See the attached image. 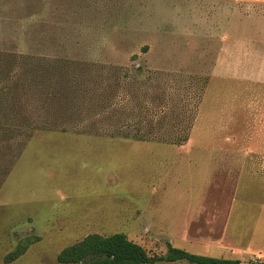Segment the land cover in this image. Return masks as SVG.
Wrapping results in <instances>:
<instances>
[{
	"label": "rangeland",
	"instance_id": "obj_1",
	"mask_svg": "<svg viewBox=\"0 0 264 264\" xmlns=\"http://www.w3.org/2000/svg\"><path fill=\"white\" fill-rule=\"evenodd\" d=\"M57 69L80 90L64 132L44 129ZM4 104L38 129L0 131V264L26 237L40 239L10 264L115 233L150 256L264 262L262 234L235 235L264 215V0H0ZM138 122L150 141L132 139Z\"/></svg>",
	"mask_w": 264,
	"mask_h": 264
},
{
	"label": "trees",
	"instance_id": "obj_2",
	"mask_svg": "<svg viewBox=\"0 0 264 264\" xmlns=\"http://www.w3.org/2000/svg\"><path fill=\"white\" fill-rule=\"evenodd\" d=\"M147 47H143L142 51L146 52ZM135 57V56H134ZM103 69L109 68L102 66ZM55 68L49 66V72H53ZM82 70L85 69H96L94 65L81 66ZM78 70V69H77ZM67 72L61 69H57L54 74V81H60L66 78ZM67 82L58 83V87L54 89L55 94L47 95L48 99L45 103L44 113L47 117V126L44 129H55L58 128L59 131L64 132L66 129L64 127H59V123L56 121L63 115V108L69 103L72 97H75L79 93V87L77 78L69 76ZM105 94V92H104ZM47 99V98H46ZM113 99V98H112ZM99 105L104 103L97 102ZM110 104H113L112 102ZM5 108L0 107V131H3V135H23L22 132L18 130L15 121L26 124L28 118L26 116L18 117L15 116L16 106L3 105ZM19 109V108H18ZM100 114V112H99ZM128 124V122H126ZM135 131L130 134L133 140L139 142H148L151 138L150 135L153 133H146L141 129V123H135ZM28 125V124H26ZM29 128L38 129L37 127L26 126ZM134 128V127H133ZM121 128L116 126L108 132L106 135L111 137H122L128 139L130 136L127 133L121 132ZM187 132V131H186ZM175 138L170 141V143L175 145H182L186 143L188 138L187 134L174 133ZM127 137V138H126ZM38 236H30L20 240L13 250L8 252L3 257V263L10 264L18 260L22 255L25 254L27 249L37 241H39ZM158 261H164L166 263H174L177 261H186L190 264H241L239 260L236 259H221L208 256H201L190 254L184 250L173 248L171 246L167 247L166 255L163 257L150 256L146 250L130 241L126 235L122 233H115L108 236H102L99 234H89L85 236L80 241L63 248L56 255V262L58 264H154ZM255 264H264V262L257 261Z\"/></svg>",
	"mask_w": 264,
	"mask_h": 264
},
{
	"label": "crops",
	"instance_id": "obj_3",
	"mask_svg": "<svg viewBox=\"0 0 264 264\" xmlns=\"http://www.w3.org/2000/svg\"><path fill=\"white\" fill-rule=\"evenodd\" d=\"M238 199L241 202L246 201L245 194H243V193L239 194ZM237 219H238L237 222L244 223L245 225L249 224L248 226L245 227L244 231L240 232L239 231L240 228L238 227L236 232H235V235H236V233L241 234L242 239H239V237H238L237 240L241 241L240 244L242 246L249 248L253 245V242L257 239L264 244V237H262V236H264V215H262V216L259 215L258 209L256 211H254L251 215L241 214L240 216H238ZM251 230H254L255 233L258 232L262 235L259 238L254 239L253 232ZM244 252H245V250H244ZM259 252L264 253V249L259 250ZM245 253H249V252H245Z\"/></svg>",
	"mask_w": 264,
	"mask_h": 264
}]
</instances>
